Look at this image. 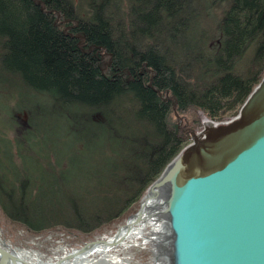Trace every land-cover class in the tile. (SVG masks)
I'll return each mask as SVG.
<instances>
[{
    "label": "trees",
    "instance_id": "obj_1",
    "mask_svg": "<svg viewBox=\"0 0 264 264\" xmlns=\"http://www.w3.org/2000/svg\"><path fill=\"white\" fill-rule=\"evenodd\" d=\"M212 1L0 0L4 219L91 239L137 210L197 112H238L264 75V0H215L214 33Z\"/></svg>",
    "mask_w": 264,
    "mask_h": 264
},
{
    "label": "water",
    "instance_id": "obj_2",
    "mask_svg": "<svg viewBox=\"0 0 264 264\" xmlns=\"http://www.w3.org/2000/svg\"><path fill=\"white\" fill-rule=\"evenodd\" d=\"M185 132L191 142L141 198H150L160 188L156 197L164 205L162 215L150 216H159L161 229L160 235L152 231L148 239L153 242V262L264 264V75L235 116L221 121L204 118L200 130ZM143 205L140 202L128 216L124 228L130 220L142 218ZM101 243L88 241L75 250ZM0 264L32 263L0 242Z\"/></svg>",
    "mask_w": 264,
    "mask_h": 264
},
{
    "label": "rangeland",
    "instance_id": "obj_3",
    "mask_svg": "<svg viewBox=\"0 0 264 264\" xmlns=\"http://www.w3.org/2000/svg\"><path fill=\"white\" fill-rule=\"evenodd\" d=\"M205 1L210 2L211 0H201V3L205 5ZM225 6H226V2L225 3L224 1L215 2V0L212 1V5L208 6L204 14V19L208 31L210 29L213 33L215 32L214 23L219 21V18L221 17L222 11L224 10ZM6 99L8 98L5 97L4 95H0V116L6 109V105H7L5 103ZM197 115L199 116L200 126L193 128V130L195 131L201 129L202 121L204 120V118L209 119L203 114V112L199 111L197 112ZM215 121H221V120H215ZM180 127H182V123ZM40 130L44 134L43 126H40ZM186 133L189 136L191 142L190 133L189 132ZM67 148H69L67 144H65L64 146L58 144V149L63 150V152H65ZM69 178L70 177L68 176L67 179ZM140 202L141 200L139 201V205ZM131 214H129L128 216H130ZM127 218L120 221L119 223H116V225L113 228L108 229L105 232L100 233L98 235L95 234L93 238L96 237V239H99L104 236L111 235L113 232L117 230V228L121 224H123L126 221ZM152 230L154 229L151 228V226H147L146 235L150 236L152 234ZM155 232L156 231H154V233ZM83 236L85 235L81 232L80 233L74 231L67 232L62 229H54L43 233L31 234L30 232H26L24 228H21L11 223L10 221L4 219L0 214V242L7 244L8 246H10L15 250H24L29 252L30 254L37 253L44 261L48 259H55L57 257L59 258L64 254L65 251L71 250L74 247H78L79 246L78 244H81L83 242L80 240L81 238H83ZM91 239H87V240H91ZM141 241L142 239L140 240L138 245L131 246L130 248H128V250L124 251L123 253L118 252V256H121L123 258L122 264H154L153 245H151L153 242L148 240L144 242ZM109 263L113 264L109 261L97 262V264H109Z\"/></svg>",
    "mask_w": 264,
    "mask_h": 264
},
{
    "label": "bare ground",
    "instance_id": "obj_4",
    "mask_svg": "<svg viewBox=\"0 0 264 264\" xmlns=\"http://www.w3.org/2000/svg\"><path fill=\"white\" fill-rule=\"evenodd\" d=\"M159 189H157L158 191L154 189L150 198H144L141 201V203L144 202V205L142 218L140 220L136 222L130 220L127 229L126 227H123V224H121L119 226L120 229L118 231L116 230L117 232L115 231L111 235H107L97 239L102 240V243L94 244L87 250L76 252V248H72L71 250L65 251L62 256L73 252L68 259L64 258L62 260L61 256L59 258L57 257L55 259H48L44 261L37 253L30 254L29 252L24 250L16 251L19 252L23 259L31 262L32 264H51L60 260V264H97V262L101 261H109L113 264H122L123 258L121 256H118V252L123 253L131 246L138 245L141 239L143 241H146L151 238V236L146 235L147 226H151V228L154 229L152 231H156L157 234L160 235V219L158 218L162 215L161 211L164 209V205H162V202L158 200V197H156L159 196ZM152 213H158L159 216L156 215L150 217ZM167 230L169 229L167 228Z\"/></svg>",
    "mask_w": 264,
    "mask_h": 264
}]
</instances>
